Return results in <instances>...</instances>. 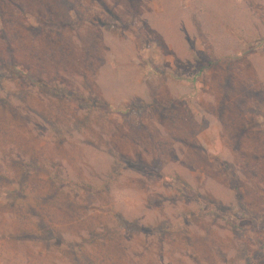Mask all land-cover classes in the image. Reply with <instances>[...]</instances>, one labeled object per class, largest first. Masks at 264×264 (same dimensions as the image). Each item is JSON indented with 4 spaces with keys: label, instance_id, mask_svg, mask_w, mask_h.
I'll use <instances>...</instances> for the list:
<instances>
[{
    "label": "rangeland",
    "instance_id": "374dc122",
    "mask_svg": "<svg viewBox=\"0 0 264 264\" xmlns=\"http://www.w3.org/2000/svg\"><path fill=\"white\" fill-rule=\"evenodd\" d=\"M0 264H264V0H0Z\"/></svg>",
    "mask_w": 264,
    "mask_h": 264
},
{
    "label": "trees",
    "instance_id": "16d2710c",
    "mask_svg": "<svg viewBox=\"0 0 264 264\" xmlns=\"http://www.w3.org/2000/svg\"><path fill=\"white\" fill-rule=\"evenodd\" d=\"M206 69L205 65L203 66L202 64L200 65L199 69L197 70L198 73H201V72H204ZM18 73H20V71L18 70L17 71ZM147 74H150V73H147ZM129 111V109H126L122 112V114H127V112Z\"/></svg>",
    "mask_w": 264,
    "mask_h": 264
}]
</instances>
